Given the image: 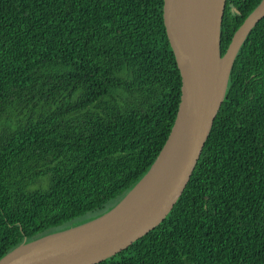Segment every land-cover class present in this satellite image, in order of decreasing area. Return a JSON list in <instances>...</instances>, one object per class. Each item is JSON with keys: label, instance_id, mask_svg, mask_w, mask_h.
Wrapping results in <instances>:
<instances>
[{"label": "trees", "instance_id": "1", "mask_svg": "<svg viewBox=\"0 0 264 264\" xmlns=\"http://www.w3.org/2000/svg\"><path fill=\"white\" fill-rule=\"evenodd\" d=\"M262 0H226L221 53ZM182 77L164 0H0V260L95 220L146 176ZM98 264H264V18L168 216Z\"/></svg>", "mask_w": 264, "mask_h": 264}, {"label": "water", "instance_id": "2", "mask_svg": "<svg viewBox=\"0 0 264 264\" xmlns=\"http://www.w3.org/2000/svg\"><path fill=\"white\" fill-rule=\"evenodd\" d=\"M226 0H164V23L182 77L178 114L146 176L111 211L23 244L0 264H98L155 229L185 191L224 102L237 54L264 18V0L221 53ZM207 11L202 25L201 15Z\"/></svg>", "mask_w": 264, "mask_h": 264}, {"label": "bare ground", "instance_id": "3", "mask_svg": "<svg viewBox=\"0 0 264 264\" xmlns=\"http://www.w3.org/2000/svg\"><path fill=\"white\" fill-rule=\"evenodd\" d=\"M207 17H208V14H207V11H204L201 15V20H202V25H204V23L207 21Z\"/></svg>", "mask_w": 264, "mask_h": 264}]
</instances>
